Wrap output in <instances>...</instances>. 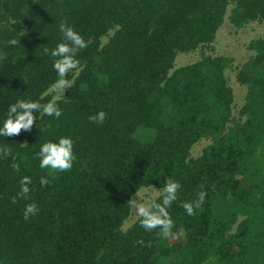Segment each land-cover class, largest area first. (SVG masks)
Listing matches in <instances>:
<instances>
[{
    "label": "trees",
    "instance_id": "1",
    "mask_svg": "<svg viewBox=\"0 0 264 264\" xmlns=\"http://www.w3.org/2000/svg\"><path fill=\"white\" fill-rule=\"evenodd\" d=\"M228 6L235 28L264 23V0H0V127L17 100H53L44 48L62 41L61 23L87 42L55 101L62 115L34 113L30 131L0 137V264H264V34L236 74L242 123L227 125L226 58L172 69L177 52L213 42ZM100 111L103 124L91 122ZM61 137L73 142L71 170L41 169L35 154ZM201 138L210 143L189 157ZM23 177L32 180L26 198ZM168 178L181 186L168 213L182 240L167 243L139 217L122 231L130 198ZM201 191L189 216L181 205ZM29 203L39 212L25 220Z\"/></svg>",
    "mask_w": 264,
    "mask_h": 264
},
{
    "label": "clouds",
    "instance_id": "2",
    "mask_svg": "<svg viewBox=\"0 0 264 264\" xmlns=\"http://www.w3.org/2000/svg\"><path fill=\"white\" fill-rule=\"evenodd\" d=\"M59 31L62 34V41L58 43L54 49L44 48V53L53 58L52 68L57 74L56 81L50 86L48 92L54 93L53 100L41 104L39 101L17 100L9 105L7 116L3 121V126L0 127V137H13L23 131H30L37 117L34 113H39L41 116H49L59 118L62 115L60 108L56 104V100L64 95V90L71 88L73 81L67 79L69 72L78 70L80 61L76 59L79 51L87 47L85 39L74 30L73 27L61 23ZM18 43L16 39H11L8 44L15 46ZM5 57L0 56V59ZM106 113L103 111L90 116L89 120L93 123L103 124L106 119ZM5 156L11 155L10 149H3ZM39 160L41 169H50L51 173H63L71 170L76 157L73 154V142L71 138L61 137L58 142H46L41 145L40 150L35 154ZM20 197H27L30 191L28 185L32 183L30 177H23L20 180ZM49 183L48 179L41 177L40 184L45 186ZM180 184L172 178L164 181V187L157 191L162 193V202L157 203L154 200L137 201L135 198L128 201V204L133 209L135 215L140 218V226L147 232H151L157 228L158 233L164 238L172 235L173 220L171 219L168 208L177 199V193L180 189ZM206 192L201 191L198 194V199L193 202H185L181 206L185 212L191 216L195 214V209H200L204 203ZM13 203L16 199L13 198ZM39 209L35 203H29L25 206L23 218L27 220L30 216L38 214ZM143 245L144 242L137 241Z\"/></svg>",
    "mask_w": 264,
    "mask_h": 264
},
{
    "label": "rangeland",
    "instance_id": "3",
    "mask_svg": "<svg viewBox=\"0 0 264 264\" xmlns=\"http://www.w3.org/2000/svg\"><path fill=\"white\" fill-rule=\"evenodd\" d=\"M231 6L227 7V13L225 18L218 28L213 42L209 46L198 47L189 52H177L172 69L191 64L201 58L202 56H222L228 60V63L223 71L224 78L227 86L232 93V103L230 110V117L228 126L242 123L245 118L239 116L238 111L244 103V96L246 88L236 80V74L241 66L248 60H250L254 51L250 44L261 38L264 34V23L258 21H251L243 25L240 28L231 26L226 18ZM106 37L102 38V42H105ZM65 91V90H64ZM49 93V92H47ZM51 98L55 96L54 93H49ZM61 96L60 98H62ZM210 143L207 138H201L195 143L189 150V157H197L201 150ZM244 185H248L244 179H242ZM160 189L154 187H146L139 189L131 198H135L137 201L143 200H155V198L161 194L157 191ZM133 209L130 207L129 216L123 221L121 230H127L130 225L137 219ZM233 230L231 229L230 232ZM182 231L172 234L166 238L167 243L177 244L182 240Z\"/></svg>",
    "mask_w": 264,
    "mask_h": 264
}]
</instances>
